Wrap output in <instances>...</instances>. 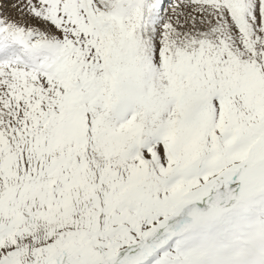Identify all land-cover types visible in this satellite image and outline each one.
Listing matches in <instances>:
<instances>
[{"label":"snow or ice","instance_id":"snow-or-ice-1","mask_svg":"<svg viewBox=\"0 0 264 264\" xmlns=\"http://www.w3.org/2000/svg\"><path fill=\"white\" fill-rule=\"evenodd\" d=\"M0 264H264V0H0Z\"/></svg>","mask_w":264,"mask_h":264}]
</instances>
